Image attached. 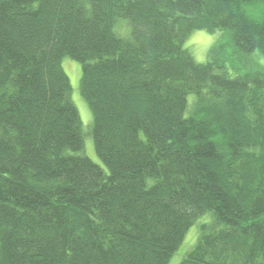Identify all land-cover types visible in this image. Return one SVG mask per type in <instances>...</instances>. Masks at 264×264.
I'll list each match as a JSON object with an SVG mask.
<instances>
[{
    "label": "trees",
    "instance_id": "trees-1",
    "mask_svg": "<svg viewBox=\"0 0 264 264\" xmlns=\"http://www.w3.org/2000/svg\"><path fill=\"white\" fill-rule=\"evenodd\" d=\"M255 5L0 0V264H169L197 223L180 264H264ZM196 31L226 34L206 63L185 49ZM65 58L108 173L81 154Z\"/></svg>",
    "mask_w": 264,
    "mask_h": 264
},
{
    "label": "rangeland",
    "instance_id": "rangeland-1",
    "mask_svg": "<svg viewBox=\"0 0 264 264\" xmlns=\"http://www.w3.org/2000/svg\"><path fill=\"white\" fill-rule=\"evenodd\" d=\"M247 13L253 19L261 21L264 17V6H251L247 8ZM115 32L121 38H129L131 35V26L129 22L126 20H119L116 25ZM224 35H226L224 31H220L214 34H210L206 31H196L187 40L185 49L192 54L197 62L206 63L208 61L210 48L220 38H224ZM253 58L260 64L262 68H264V57H262L259 53H256L253 55ZM62 67L69 77L72 88L71 100L76 106L82 121V129L84 133V150L81 154L88 157L96 165L100 166L106 173H108L104 164L96 154L94 140L92 137L93 115L88 104L85 102L81 95L80 87L82 78V66L70 58H65L63 59ZM231 75L236 76L237 73L231 70ZM195 236L198 238V223L189 230L183 244L176 252L169 264H180L184 260L186 254L194 248L197 242V238H195Z\"/></svg>",
    "mask_w": 264,
    "mask_h": 264
}]
</instances>
